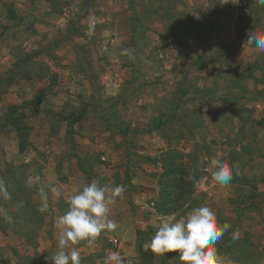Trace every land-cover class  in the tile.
<instances>
[{
	"label": "crops",
	"instance_id": "crops-1",
	"mask_svg": "<svg viewBox=\"0 0 264 264\" xmlns=\"http://www.w3.org/2000/svg\"><path fill=\"white\" fill-rule=\"evenodd\" d=\"M12 1L16 7L27 9L22 12L14 8L13 13L7 15L0 5V52L8 54L6 57L0 55V70L16 62V57L10 52L11 41L4 44L2 40L11 38L22 24L31 20L33 28L40 33L51 30L66 33L74 22L79 33L75 32L73 38L81 42L79 46L90 51L91 56L98 52L105 58L98 65L96 58L92 57L88 70L78 72L82 77H76L77 71L72 70L78 62L75 54L72 61L55 60L43 54L34 58L40 66L55 60L53 63L56 65L48 64L53 67L50 69L56 81L63 82L62 89L54 85L53 100L47 101L46 106L57 108L63 114L66 111L78 112L97 121L101 127L98 134L102 137L94 141L86 137L80 142L83 141L86 150L96 146L102 148V160L108 158L113 161L115 157L121 160V150H130V147L135 149V154L154 159L160 170L158 188L154 187L159 194L164 172L162 158L170 149L177 143L201 149L203 155L200 159L205 166L196 184L198 190L194 189L190 201L179 211L162 217H175L183 210L189 211L193 208V196L203 193L206 197L203 203L215 211L218 224L230 226L229 236L225 235L219 241L218 253L230 257L236 264H241V260L242 264H256L258 260L264 264V237L257 240L253 236L256 229L264 230V65H261L264 52L244 44L246 36L244 39L241 37L236 22L240 1L72 0L71 7L68 0ZM54 2H62V8L55 11ZM81 6L86 12L80 10ZM126 48L133 50L134 59L122 54ZM41 58H47V61ZM98 66L101 70L95 75L93 70ZM26 79L40 85L47 80L46 76H29ZM77 80L82 84H77ZM35 94L28 95L26 100L29 103L18 111L28 117L38 115L36 117L41 120L43 117L49 119L41 104L32 103ZM8 96V107L21 106L17 92H9ZM72 122L74 126L77 124L75 120ZM10 127L16 134L17 129ZM45 128L40 130V137L36 133L30 136L26 144L27 162L32 160L35 150L47 147L45 140L53 139L49 137L48 127ZM112 129L122 131L117 134L120 143H113L109 137ZM84 130L88 134L90 128ZM133 137L137 138L135 145L130 142ZM56 143L61 149L68 145L64 138L56 139ZM88 155L91 158L93 152L85 153L84 157ZM49 156L52 162L61 159L56 151ZM217 159L226 161L235 169L234 178L227 185L211 178L213 163ZM46 172L47 169L43 171L48 174ZM112 174L108 170L98 171L105 182ZM94 177L82 166L74 168L71 174L66 175L68 197ZM110 186L115 185L111 183ZM250 192L262 196L257 205L250 203L247 196ZM143 193V198H140L133 192L139 201L137 204H145L147 197ZM123 198L124 194L117 198L109 212V219L117 223L119 232L114 231L116 234L113 235L107 231L105 234L107 241L119 243L115 250L119 257H124L130 248L119 233L140 223L137 218H130L128 224L126 218L130 208ZM67 200L64 198L60 205L56 204V219L66 212ZM246 204L241 211L240 208ZM145 205L144 209L148 207L151 212L155 211ZM41 235L36 239L37 250H50L53 237ZM229 240L232 244L224 250L222 247ZM78 246L82 259L86 247ZM12 264L16 263L12 261Z\"/></svg>",
	"mask_w": 264,
	"mask_h": 264
},
{
	"label": "rangeland",
	"instance_id": "rangeland-1",
	"mask_svg": "<svg viewBox=\"0 0 264 264\" xmlns=\"http://www.w3.org/2000/svg\"><path fill=\"white\" fill-rule=\"evenodd\" d=\"M239 1L236 22L239 25L241 37L244 39V36H246L244 39L246 40L248 31H264V6H260L257 0ZM67 3L70 7L73 4L72 0H68ZM53 4V9L57 11L62 8L63 3L59 2L58 4L54 2ZM0 5L7 15L13 13L14 8L22 12H25L27 9L26 7H16L12 0H0ZM75 32L77 33L78 30L76 24L72 22L66 33H63L61 30L40 33L33 28L31 20H29V22L18 27L11 35V38L2 40L4 44L8 40L11 41L12 49L10 52L12 56L16 57V62L11 67L3 66L0 70V180H3L11 194V199L9 200L0 198V209H3L7 215L12 217V222L9 223L4 219L3 213H0V264H12V261L16 264H52L51 260L46 261V257H50L58 250L59 233L54 226L56 222L55 215L57 213L55 207L56 204L60 205L64 198L68 199V194H66L65 190V184L68 181L66 175L71 174L74 168L79 169L80 166H82L83 170L88 171L89 174H94V179L98 180L101 185L110 186L112 183V185L122 184L125 186L126 191L123 202L128 204V208H130L128 217L126 216L127 222L130 224V218H137L140 223L128 226L127 229L119 233L120 237H123L126 244L130 247L129 252L124 253V257H120L123 264H170L168 258L175 256L176 253L157 256L144 248L145 243L150 241L160 221L163 219L162 212L156 211V205L159 203L157 200L160 197L162 198L163 193L165 194L170 190L161 189L160 194L159 192H155L154 187L157 186L158 188L159 180L157 181V175L160 171L155 160L135 154L137 152L134 151L135 149L131 150L132 147H130V150H121V160L117 157L113 161H110L108 158L102 160L100 156L104 152L101 151L102 148L99 146L90 148L93 152L91 158L89 155L84 157L85 153L89 154L91 151L90 149L86 150L83 141H80L86 137L93 141L102 137L101 134H98L101 131L98 122L93 121L92 117L90 118L88 115L67 111L63 114L57 108L52 109L46 106L47 101L53 100L51 98L54 96V93H52L54 85L56 84L55 86L59 87V89L63 88V82L56 81L53 70L50 69L52 66H49L48 63H52L54 66L56 62L53 63V61L56 59L72 61L75 54L78 62L73 65L72 70L77 71L76 77H82L83 75L79 76L80 73L78 72H86L88 70L92 57L96 58L98 65L105 58L98 54V52L96 56H91L90 51L81 48L79 46L81 42L73 38ZM1 36H3V33ZM64 40L68 41L65 42ZM4 53L2 51L0 55L8 56L7 53ZM40 54L49 56L55 60L48 62L47 58H41L43 61H47V64L40 66L34 61V58L36 59ZM261 65H264V59L261 60ZM100 70L99 66L95 67L93 74H99ZM34 74H45L44 76L47 79L45 84L40 85L38 82L33 83L30 79H26ZM80 83L82 84L81 80H77V84ZM72 86L74 87V85ZM9 92H17V96L20 98L19 103L22 102L21 106H16L18 109L26 107L27 103H29L26 100L28 95L36 93L32 103L37 106L41 104L44 109L43 112L46 113L45 116L49 117L50 120L45 117L41 120V118L36 117L38 115L33 118L28 117L25 114L23 115L22 111H17L16 107H8L10 104ZM85 100L88 102V98ZM73 120L77 123L75 126L73 125ZM64 125L66 127L62 130L61 128ZM10 126L17 129L16 134ZM45 127H48L49 137L53 139L49 138L45 140L47 147L41 148L42 150H35L32 160L27 162L25 157L28 151L26 144L28 145L30 136L36 133V136L40 137V130H46ZM85 128L87 130L90 128L88 134L84 130ZM119 132L122 131L120 129H112V133L109 134V137L113 139V143H120L121 140L117 135ZM61 138H64L66 143H68L65 149H61L56 143V139ZM136 139V137H133L130 142L132 141V144L135 145ZM190 148L189 146L185 147L183 144L180 146L177 143L163 159V162L167 159L173 161L175 168L168 167L166 169L172 173V177L175 179L173 185L176 186L178 193L181 192L183 196L180 194L179 196L182 197H184L182 191H189L187 187L192 181L196 180L194 177L197 174L202 176L204 173L203 168L205 164L200 159L203 151L198 149V147ZM188 149L190 150L185 152ZM55 151L59 152L61 159L60 161L52 162L49 160V155ZM163 162L162 164L165 165ZM46 169L48 171L46 173L48 174L43 173ZM99 170H108L110 174L113 173L112 177L107 178L109 182H105L103 176L98 175ZM192 174H195V176L190 180L187 176ZM116 175L118 176L116 177ZM104 177L106 178V176ZM90 180L91 178H89L88 182ZM241 180L238 179V181ZM163 181L165 180H162L161 177L160 184H163ZM52 187L59 188L63 193L62 197L56 198L50 191ZM41 188H44L48 193V210L46 212L38 211L44 203L40 194ZM195 190H198V185L195 186ZM133 192L140 198H143L141 195L145 192L147 198H145L144 203L154 208L156 213L155 211L151 212L143 202L146 207L145 209L144 205L137 204L139 201L135 199ZM247 196L250 203H254L255 205L262 198L260 194L251 192ZM192 199L191 203L195 207L202 204L206 197L203 193H197L196 197L193 196ZM177 201L173 197V200L167 202L166 210L174 207L172 203H178ZM150 203H153V205L151 206ZM246 206L247 204L245 207L240 208V210L244 211ZM67 208L68 206H66L65 211ZM187 212L188 210H183L175 218H179ZM133 221L135 223V219ZM224 223L226 224L225 221ZM255 231L253 232L255 239L258 240L264 237L263 229L259 231L256 229ZM110 232L113 235L116 234L114 231ZM115 232H119L118 229ZM228 232H230L229 229H227L223 236H229ZM106 233L107 231L102 232L92 244H88L85 241H81L78 244V248L80 246L86 247V251L83 250L85 256L81 259V264H105V258L119 248V243L116 241H107ZM41 234H48L53 237V240L50 241V250H44L43 252L37 250L36 239L37 237H41ZM229 239L231 238L229 237ZM228 244H232V242L225 243V246L222 248L227 250ZM215 247L218 251L220 242ZM240 263L242 264L243 261L241 260ZM171 264H182V262L177 258L171 261ZM256 264L261 263L258 260Z\"/></svg>",
	"mask_w": 264,
	"mask_h": 264
},
{
	"label": "clouds",
	"instance_id": "clouds-1",
	"mask_svg": "<svg viewBox=\"0 0 264 264\" xmlns=\"http://www.w3.org/2000/svg\"><path fill=\"white\" fill-rule=\"evenodd\" d=\"M257 3L264 6V0H257ZM244 44L255 46L264 52V31H248ZM132 52L130 48L122 50L123 55L134 59ZM213 169L211 178L221 185L229 184L234 178L235 169L226 161L215 160ZM236 174L238 175V172ZM189 179L192 177L189 176ZM50 191L56 198L63 195L57 187H52ZM125 191L122 184L101 185L94 179L68 197V208L63 215L57 217L54 225L59 233L58 250L46 257V261L51 260L52 264H81L80 252L74 246L81 241L92 244L102 232L117 229V223L109 219L110 206L114 205ZM40 194L44 203L38 211L46 212L48 193L41 188ZM0 198L11 199L3 180H0ZM0 213H3L7 222H12V217L3 209H0ZM229 227L218 224L215 211L206 203H202L179 218H163L144 248L157 256L176 253L168 258L170 264L177 258L182 264H236L230 257L220 255L215 247ZM105 264L123 262L117 253L112 252L105 258Z\"/></svg>",
	"mask_w": 264,
	"mask_h": 264
},
{
	"label": "trees",
	"instance_id": "trees-1",
	"mask_svg": "<svg viewBox=\"0 0 264 264\" xmlns=\"http://www.w3.org/2000/svg\"><path fill=\"white\" fill-rule=\"evenodd\" d=\"M80 10L84 11L85 9L81 6ZM84 12H86V11H84ZM31 76L44 77V74H34ZM14 107H16V106H12L10 108H14ZM16 110L18 111L17 107H16ZM163 159H164V157L162 158V162H163ZM163 163H165V165H163V169L164 168L165 169H164V172H163L161 177H162V180H165V181H163V184H161V188L163 190L164 189H170V190H169V192H167L165 194L163 193L162 198L160 199L159 203L156 205L157 206L156 211L162 212L163 215H166V214H170V213L179 211L186 203H188L190 201L191 196L193 194V191L195 189V186L197 184V181H200L201 176L198 174L196 177H194L195 174L190 175L192 177V179L194 177V178H196V180L192 181V183L187 187V190H189V191H186V192H185V190L182 191V193L184 194V197H182L183 195L181 194V192L178 193L176 186L173 185V182L175 179H174V177H172V173H170L168 171V169H166L168 167L175 168L173 165V161L170 159H167ZM187 177H189V176H187ZM164 184H168V185L165 186ZM175 191H176V193H175ZM179 194L182 196H179ZM164 195H165V197H164ZM173 197L178 200L177 201L178 203L173 202L172 205H174V207L170 206L171 208L166 210L165 207H166L167 202H170V200H173ZM164 202H166V203H164Z\"/></svg>",
	"mask_w": 264,
	"mask_h": 264
}]
</instances>
